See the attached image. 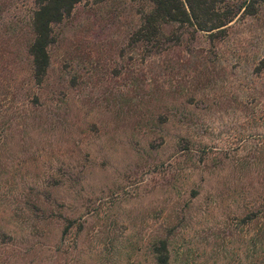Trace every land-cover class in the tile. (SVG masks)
Returning a JSON list of instances; mask_svg holds the SVG:
<instances>
[{
  "label": "rangeland",
  "instance_id": "374dc122",
  "mask_svg": "<svg viewBox=\"0 0 264 264\" xmlns=\"http://www.w3.org/2000/svg\"><path fill=\"white\" fill-rule=\"evenodd\" d=\"M35 1L0 0V264H155L162 240L170 264H251L264 15L214 42L167 26L152 48L132 43L148 4L84 2L55 28L38 85Z\"/></svg>",
  "mask_w": 264,
  "mask_h": 264
},
{
  "label": "trees",
  "instance_id": "16d2710c",
  "mask_svg": "<svg viewBox=\"0 0 264 264\" xmlns=\"http://www.w3.org/2000/svg\"><path fill=\"white\" fill-rule=\"evenodd\" d=\"M102 3L107 0H36L32 17L33 40L28 47L32 60L33 79L38 85L47 79L51 57L50 48L56 42L55 28L69 19L76 7L84 2ZM146 3L150 10L140 20V26L133 36V44L159 47L164 35V27L177 26L178 29L193 33L208 34L214 42L223 39L231 24L239 18H256L264 15V0H131ZM264 65V63H262ZM250 217L244 220L250 224ZM70 221L64 235L73 227ZM264 243V240L263 242ZM155 264H170V250L167 240L154 246ZM251 264H264V249Z\"/></svg>",
  "mask_w": 264,
  "mask_h": 264
}]
</instances>
